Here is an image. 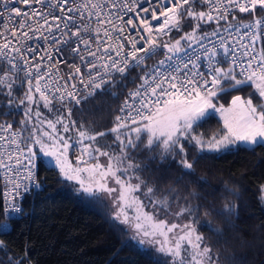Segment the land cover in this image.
Returning a JSON list of instances; mask_svg holds the SVG:
<instances>
[{"label":"snow or ice","instance_id":"obj_1","mask_svg":"<svg viewBox=\"0 0 264 264\" xmlns=\"http://www.w3.org/2000/svg\"><path fill=\"white\" fill-rule=\"evenodd\" d=\"M19 2L25 6L30 5V0ZM33 2L44 4V0ZM200 3L208 4L210 10L197 11L196 0H158V8L143 7L138 4V0H84L73 7H67L68 0H60L59 4L56 0H51L44 12L35 9L31 13L22 12L16 7L11 9L16 17L24 16L28 20L40 17L43 23H38L33 28L28 20H21L19 33L15 27L10 29V35L16 39L18 46H11L7 39L0 44V56L7 59L14 71L23 70L25 73L28 87L19 104L23 105L27 101L28 108L24 113L26 119L21 124L33 123L28 137L31 144L25 148L19 146L16 133H12L10 138L0 137L5 144V149L0 152V169L3 170L6 186H11L4 194L6 220L9 216L20 218L23 213V207L18 202L20 197L33 190H42L43 185L35 180V176L41 165L50 164L54 160V167L59 170V175L78 184L77 194L85 199H94L101 192L109 196L118 192L113 200L116 206L113 226L118 228L119 225H130L137 234L121 241L122 247L136 245V250L147 254L153 264H161L156 253L170 256L172 264H219L218 253L213 254L211 247L204 243V237L197 231L196 223L205 222L194 220L199 205H193L189 197L197 198L196 192H190L189 197L184 198L185 205L175 213L178 217L187 216L193 220L183 225L169 224L145 211L144 203L136 195L145 181L134 175L139 182L133 184V177L127 176L129 172L135 173L142 167H147L146 163H133L129 158V149H139L141 142L142 150L151 152L158 148L161 162L169 156L173 160L179 156L181 179L195 174L194 165L199 159L218 158L240 150L254 152L257 147H264V104L254 105L252 99L245 100L239 95L232 97L231 105L227 108L223 104L217 106L214 103L220 94L249 84L264 98V49L257 53L254 48V43L264 36V31H261L264 29V0H215V3L212 0H200ZM55 7L63 15L53 14L51 9ZM117 9L119 11H115ZM230 10L249 13L253 19L238 25L229 23L223 29L227 35L219 36V22L229 19ZM257 10L262 14L257 15ZM5 11H8L7 5ZM76 11L81 13V18L87 12L89 19L86 23H77L76 18L69 15ZM128 13L136 15L125 19ZM141 13L145 15L141 16ZM231 18L238 19L234 14ZM188 19L195 22L190 32H185L174 42L161 43V36L168 35L173 30H182ZM69 21L73 22L72 26ZM213 21L217 23L215 30L211 33L199 32L201 24ZM25 28L28 31H23ZM129 28L134 31H128ZM54 29L59 35H52ZM229 29H234L236 34L241 29L245 31L237 38ZM32 32L45 42L51 41L56 46L53 51L60 53L61 58L52 63V52L40 49L39 46H29L25 50L24 42L33 39L30 35ZM209 36L218 39L216 43L209 40V46H206L203 41ZM246 38H250L252 43H244ZM51 46L50 44L49 47ZM65 49L71 58H78L79 64L68 65V73L61 75L59 66L67 63V59L63 57ZM41 50L44 51V56L39 55ZM161 51L164 53L163 59L152 65L146 63ZM29 52L32 53L31 59L26 58ZM12 53L18 54L19 59L23 60V69L13 62L17 57H13ZM225 63L229 64L228 68L220 66ZM85 67L86 72L82 71ZM237 67L240 68L239 73L236 72ZM134 69L138 70L140 83L128 91L119 108L121 115L115 117V124L111 129L89 133L83 125L77 128L75 121L66 122L63 115L55 122L42 120L39 108L35 112L36 121H32L33 104L42 102L44 108L51 111L53 101L61 105L65 102L80 105L94 95L104 93L117 98L121 93L114 89L117 86L126 88V81ZM12 75L5 69L4 75L0 76V88L7 89L3 94L10 98L9 106L13 104L12 92L16 83ZM237 75L243 78L238 79ZM61 80L64 81L63 86L54 87ZM135 80L136 76H132L131 82L135 83ZM77 83L84 86V95L78 91ZM34 93L38 94V100ZM217 114L223 122L222 128L211 134L196 133L197 127ZM71 115L72 109L69 108L68 116ZM37 124L40 126L37 127ZM43 124L51 131L44 130ZM57 125L63 126L65 134L76 129L78 139L75 143L72 142V137L61 135ZM0 128L8 131L12 124L0 125ZM108 132L114 134L115 141L119 142V153L102 150L99 145L98 140ZM8 145L14 147L9 149ZM33 145L39 147V152L33 150ZM77 145L80 146V155L77 157V166L73 167L68 160V152ZM190 149H195L191 157ZM100 157H106L107 164L101 163ZM13 159L16 166H22L23 176L21 171H14L11 164ZM92 159L95 160L94 163L89 162ZM149 159H155V156H150ZM23 181H28L32 186L29 187ZM110 181L118 188L110 187ZM195 182L201 185L207 183L204 177H197ZM168 191L175 195L174 189L169 188ZM225 191L239 197L238 190L230 189L227 185ZM260 192L259 199L264 202V185H261ZM154 194L153 187H147L144 192V196L153 205L170 209L171 201L168 196L162 200L152 199ZM129 211L135 215L130 216ZM216 211L230 227H234L232 218L238 215V205L226 199ZM207 226L217 235L223 234L222 229L212 228L210 223ZM177 229L179 235L175 234ZM10 230L9 223L0 224V234H7ZM3 247L4 242L0 240V248ZM17 264H22V261H17Z\"/></svg>","mask_w":264,"mask_h":264},{"label":"trees","instance_id":"obj_2","mask_svg":"<svg viewBox=\"0 0 264 264\" xmlns=\"http://www.w3.org/2000/svg\"><path fill=\"white\" fill-rule=\"evenodd\" d=\"M196 10L206 12V7L196 0ZM233 14L237 16V20H232ZM261 14L257 10V15ZM252 19L249 13L235 11L229 15L227 21L221 20L219 27L221 29L229 23L248 22ZM194 24L191 19L186 20L182 30L165 36L161 39V43L180 39L185 32L191 31ZM216 28L217 23L213 21L201 24L199 32L209 33ZM258 49L259 52L264 49V39H260ZM154 61L155 57L146 63L152 65ZM221 66L229 67L227 64ZM5 69L13 74L12 79L16 80V83L13 86L11 106L8 105L10 98L3 94L7 89L0 88V120L8 118L15 126L20 127L27 146L31 144L28 137L33 123L21 124V121L26 119L24 113L28 104L26 101L25 104L20 105L19 100L23 99L28 85L19 71H14L0 62V76L4 75ZM137 71L134 69L130 74L126 88L117 86L114 89L121 93L117 98L107 93L96 94L80 105H73L72 115L78 128L83 125L89 133L111 129L115 124L120 101L125 98L128 91L140 83ZM132 76H136L135 83L131 82ZM237 78L241 79L239 75ZM236 95L252 99L254 105L264 104L263 98L250 84L220 94L214 103L217 106L221 104L228 106L232 97ZM34 96L39 99L38 94L34 93ZM31 107L33 122L36 121L37 108L42 114V120L55 122L59 116H64L63 107L55 101L51 111L44 108L42 102ZM65 121L68 122L66 118ZM57 127L61 130V135L72 137L71 130L65 134L62 125ZM43 128L51 131L46 124H43ZM220 128V122L214 116L195 131L211 134ZM98 143L102 150L110 153L120 151L119 142L115 141V135L110 132L99 139ZM142 149L143 142L139 149H129V158L133 163L142 165L146 163L147 167H142L135 173L129 172L127 176L133 177V184L139 182L134 175L140 176L141 180L145 181L138 192L145 208L160 219L167 216L188 223L193 220L192 217H178L175 213L185 205L184 198L189 197V193L194 191L198 194L197 198L189 197L193 205H199L194 220L205 222L196 223L198 234L204 237V243L211 247L213 254L218 253L219 264H264V202L259 199L261 185H264V147H257L254 152L240 150L232 154L220 155L218 158L199 159L194 165L195 174L183 176L182 179L179 156L175 157V160L169 156L167 160L161 162L158 148H154L151 152ZM33 150L39 152V147L33 145ZM194 151L195 149L189 150L190 157ZM70 153L69 149L68 160L73 167H76ZM153 155L155 159H149ZM37 173L38 182L43 185L42 190H34L24 198L22 215L12 220L11 230L7 234H0V240L4 242V247L0 248V264H17V261H22V264H153L147 254L136 250V245L121 246V241L137 234L130 225H119L118 228L113 226V208L104 195L97 193L96 198L85 199L77 194L78 186L75 182L63 179L58 169L48 167L46 164L41 165ZM197 177H204L207 183L202 185L196 183ZM225 185L230 189L238 190L239 197L225 191ZM147 187L155 189L152 199L162 200L168 196L171 201L170 209L150 203L149 198L144 196ZM169 188L175 190V195L169 193ZM226 199L238 205V215L232 218L234 227H230L224 217L218 215L216 211L223 206ZM1 216L0 200V218ZM207 223H210L212 228L222 229L223 234L217 235L209 229ZM156 254L159 255L161 264H172L170 256ZM216 258L214 255V259Z\"/></svg>","mask_w":264,"mask_h":264},{"label":"built area","instance_id":"obj_3","mask_svg":"<svg viewBox=\"0 0 264 264\" xmlns=\"http://www.w3.org/2000/svg\"><path fill=\"white\" fill-rule=\"evenodd\" d=\"M200 1V0H199ZM51 2V0H44V4H35L33 2V0H30V5L29 6H25L23 5L22 3L19 2V0H0V44H3L6 42V39L8 40V42H10L11 46H18L16 45V39L15 38H12L11 35H10V29L15 27L18 31V33L20 32V29H19V24L21 22V20H28L27 17H24V16H21V17H16L12 12H11V9L13 7H16V8H20L22 12H29L31 13V11L33 9L37 10V11H47V4H49ZM60 0H56V3L59 4ZM84 0H68V4H67V7H73L74 4H79V3H83ZM130 2V0H129ZM212 3H215V0H212ZM138 4L139 5H142L143 7H157L158 8V0H138ZM5 5H7V8H8V11H5ZM205 7H206V12L209 11V5L208 4H204ZM107 7V6H106ZM51 11L53 12V14L55 15H63L62 13H60L59 11V8L58 7H55V8H52ZM115 11H119L118 9L115 10ZM233 12L230 10V14H232ZM69 15H72L76 18V22L77 23H86L87 20L89 19L88 15H87V12H85L83 14V18H81V13L79 11H76V12H72V13H69ZM135 13H128L126 16H125V19H127V16H132L133 18L135 17ZM145 14L144 13H141V16H144ZM148 16H150V13L147 14ZM92 26L94 27L95 26V17L92 18ZM49 22L51 23V18L49 17ZM162 22V21H161ZM38 23L39 24H42L43 23V19H41L40 17H36L32 20H28V24L31 25L33 28L37 27L38 26ZM70 26H72L73 22L72 21H69L68 22ZM138 23V21H137ZM242 23V22H241ZM154 26H155V22H153ZM240 23H236V24H233V25H238ZM61 27H63V23L61 24ZM227 27V26H224L221 28V31L219 32V36H226L227 34L223 31V29ZM74 30V28H73ZM23 31H28V28H25L23 29ZM128 31H134L132 30L131 28L128 29ZM175 30H173L172 32H174ZM229 31H232L233 33V36H236L238 38V35H243L244 33V29H241V32L239 34H236L234 29H229ZM261 31H264V29H262ZM171 32V33H172ZM169 33V34H171ZM211 33V32H209ZM168 34V35H169ZM30 35L33 36V39L31 40H27L25 41V50L27 47H32V48H37L39 46L40 49H47L48 51L52 52V63H54L57 59H60L61 58V54L60 53H56L55 51H53V49L56 47L54 44H52L51 41L49 42H45L43 39H40L35 32H32L30 33ZM45 35H48L47 32H45ZM52 35H59V33H57L55 31V29L53 30V33ZM167 36V35H165ZM165 36H161L160 40L162 38H164ZM218 37H212V36H209L207 39H205L203 41V43L206 45V46H209L208 45V41L211 40L213 43H216ZM261 39H264V36L261 37ZM260 40H257L255 43H254V48H255V52L259 53V49H258V43H259ZM244 43L246 44H251V40L250 38H246ZM52 45L51 47H49V45ZM95 47V45H93V48ZM195 47V46H194ZM7 51V50H5ZM40 56H44V51L41 50L40 53H39ZM12 56L13 57H17L13 62L18 64L20 69H23L25 67L24 65V62L23 60H20L19 57H18V54L16 53H12ZM32 57V53L29 52L27 53V57L28 59H31ZM63 57L67 59V63L66 64H62L60 65V69H61V75H66L68 73V71L70 70L68 65H71V64H79V60L78 58L77 59H73L71 58L69 55H68V50L65 49L64 50V53H63ZM164 58V53L163 51H161L159 53V55L155 56V61L153 62L156 63L157 61L161 60ZM37 60H39V57H37ZM45 60L47 61V57H45ZM0 62L6 64L7 66H9L10 68L11 65H9L7 63V59H5L4 57L0 56ZM227 65H229L228 63H225ZM221 66V65H220ZM166 67V66H165ZM20 72L23 80L25 81V83L27 84V79L25 78V73L23 70H17ZM82 71H85L86 72V67L84 69H82ZM236 71L237 73L240 72V68L237 67L236 68ZM239 77L242 79L243 77L239 75ZM34 78H33V83H34ZM69 83H72V82H69ZM64 84V81L61 80L59 85H54L55 86H63ZM28 85V84H27ZM136 87V86H135ZM134 87V88H135ZM134 88H132L131 90H133ZM77 89L78 91L80 92L81 95H84L85 94V89H84V86L83 85H80L79 83H77ZM51 94V93H50ZM125 99V98H124ZM122 99L119 103V107H118V111H117V115H121V113L119 112V108L123 102ZM73 105H75L74 102H65L64 105H61L63 107V112H64V116L65 118L67 119L68 122H71V121H75L73 115H71V117L68 116V109L73 107ZM218 120L221 122V126L223 127V122L222 120H220V118H218ZM76 122V121H75ZM12 124V128L8 131H4L2 128H0V137H6V138H10L12 133H16L17 134V141L19 143V146L21 148H25L26 145L24 143V140H23V135H22V129L18 126H15L12 122V120L8 119V118H2L0 120V125H7V124ZM78 128V126H77ZM71 135H72V142L75 143L76 139H78V136H77V130L76 129H73L71 130ZM9 149H11L12 145H8L7 146ZM5 149V144H4V141L3 140H0V152H2L3 150ZM80 155V146L77 145L76 147H73L71 148V157H72V160L75 164H77V157ZM86 159H88L86 157ZM7 163V161H6ZM11 164L13 166V169L14 171L15 170H19L21 171V174L23 176V168L22 166H16L15 165V159H13V161H11ZM82 166V165H80ZM35 180L38 181V173L36 174L35 176ZM23 183L25 184H28L29 187H31L32 185L28 182V181H23ZM10 185L9 186H6L5 184V177H4V173H3V170L0 169V200H1V212H2V216L0 218V224H3L5 222L9 223L11 226H12V220L14 218H12L11 216H9L6 220V217L4 215V211H5V204H4V194L6 191H8L10 189ZM23 192V190H21ZM34 191V190H33ZM32 193L29 192L27 194H23L20 199H19V203L22 205L23 207V200L24 198L28 195ZM22 215V213L20 214V216Z\"/></svg>","mask_w":264,"mask_h":264},{"label":"rangeland","instance_id":"obj_4","mask_svg":"<svg viewBox=\"0 0 264 264\" xmlns=\"http://www.w3.org/2000/svg\"><path fill=\"white\" fill-rule=\"evenodd\" d=\"M243 99H245V100H247L248 98H243ZM263 100H264V98H263ZM230 105H231V103H230ZM230 105H228V106H224V107H229ZM215 117H216V119L218 120V118H220L219 117V115L217 114V115H215ZM219 121V120H218ZM220 122V121H219ZM220 126H221V122H220ZM221 128H222V126H221ZM70 151H71V148H70ZM71 154V153H70ZM89 162L90 163H94L95 162V160L94 159H92V160H89ZM100 162L101 163H103V164H107V158L106 157H100ZM76 166H77V164H76ZM77 186H78V188H79V185L77 184ZM109 186L110 187H116V188H118V186L117 185H115L113 182H109ZM100 194H102V195H104L108 200H109V202H110V204H111V206H112V208H113V213L115 214V212H116V206H115V204L113 203V200L116 198V196H118V192H116V193H113L111 196H109L107 193H104V192H101ZM136 195L137 196H139V194H138V192L136 193ZM140 197V196H139ZM145 211H147V212H149V213H152L149 209H147V208H145ZM153 214V213H152ZM129 215L130 216H134L135 215V213L134 212H132V211H129ZM153 215H155V214H153ZM159 220H166V221H168V223L169 224H172V223H176V224H178V225H183V224H185V223H187L185 220H181V221H179V220H177L176 221V219L175 218H171V217H165L164 219H160L157 215H155ZM135 221H133V223H134ZM130 228L133 230V232L135 233V230L130 226ZM176 235H179L180 234V232H179V229H177V231H176V233H175ZM154 247H158V246H154Z\"/></svg>","mask_w":264,"mask_h":264},{"label":"water","instance_id":"obj_5","mask_svg":"<svg viewBox=\"0 0 264 264\" xmlns=\"http://www.w3.org/2000/svg\"><path fill=\"white\" fill-rule=\"evenodd\" d=\"M54 164H55L54 160H53L52 163H50V164L46 163V165H47L48 167H52V168H55V167H54Z\"/></svg>","mask_w":264,"mask_h":264}]
</instances>
